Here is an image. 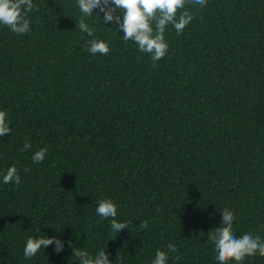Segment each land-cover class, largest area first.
I'll list each match as a JSON object with an SVG mask.
<instances>
[{"label": "trees", "instance_id": "trees-1", "mask_svg": "<svg viewBox=\"0 0 264 264\" xmlns=\"http://www.w3.org/2000/svg\"><path fill=\"white\" fill-rule=\"evenodd\" d=\"M33 3L28 33L0 25V110L11 127L0 137V264H80L75 248L151 264L170 243L167 264H217L208 235L222 208L236 237L264 238V0L186 5L192 21L179 35L167 26L155 65L98 8L84 17L90 37L77 0ZM93 38L107 55L86 50ZM11 166L19 184L3 183ZM103 199L130 227L112 231L96 213ZM47 236L60 252L54 242L24 256L29 237Z\"/></svg>", "mask_w": 264, "mask_h": 264}, {"label": "clouds", "instance_id": "clouds-1", "mask_svg": "<svg viewBox=\"0 0 264 264\" xmlns=\"http://www.w3.org/2000/svg\"><path fill=\"white\" fill-rule=\"evenodd\" d=\"M77 3L83 14L78 23L82 33H87L90 37L94 36L93 29L85 22L84 17H92L93 10L98 8L104 14L103 22L117 24L118 30H123L124 33L122 39L125 42L133 41L141 52L150 54L155 65L168 50L164 36L167 26L171 24L177 35L181 34L193 19L186 5L197 4L204 7L207 5V0H77ZM37 7L33 0H0V25L8 27L18 35L26 34L31 30L28 14ZM178 12L179 16H177ZM86 50L93 55H107L110 51L105 41L95 38L88 42ZM6 115V111L0 110V137L11 133ZM31 147V142L26 138L20 150L27 151ZM47 151L46 147L35 151L32 156L33 162H43ZM3 183H20V175L15 166L7 169L6 174L3 175ZM117 210L116 203L110 199L101 200L96 208V213L101 218H111V229L116 234L130 227L127 222H119L115 219ZM233 220V212L228 208H222L221 226L216 227L214 232L210 231L208 235L215 245L217 264H229L230 261L242 264L245 257L257 254L264 257V238L252 233H244L236 237L232 230ZM144 226L146 227V224ZM54 242L55 251L60 252L63 243L57 237H29L24 248V256L32 258L42 247L46 249ZM176 251V245L171 243L167 246V251L158 249L151 264H167L168 254ZM73 256L78 258L80 264H112L108 252L104 250L92 256L84 249L75 248Z\"/></svg>", "mask_w": 264, "mask_h": 264}]
</instances>
